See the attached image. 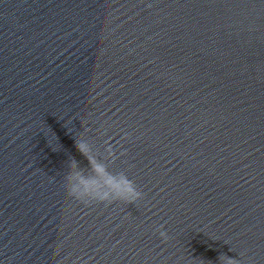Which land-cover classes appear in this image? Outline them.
Returning a JSON list of instances; mask_svg holds the SVG:
<instances>
[{
	"label": "water",
	"instance_id": "95a60500",
	"mask_svg": "<svg viewBox=\"0 0 264 264\" xmlns=\"http://www.w3.org/2000/svg\"><path fill=\"white\" fill-rule=\"evenodd\" d=\"M221 254L264 264V3L0 0V264Z\"/></svg>",
	"mask_w": 264,
	"mask_h": 264
},
{
	"label": "clouds",
	"instance_id": "9594fccd",
	"mask_svg": "<svg viewBox=\"0 0 264 264\" xmlns=\"http://www.w3.org/2000/svg\"><path fill=\"white\" fill-rule=\"evenodd\" d=\"M82 150L83 148L87 147V142H84L82 144ZM97 162L102 163V161L97 158ZM65 182L67 187L69 188L71 194L77 195L80 192V185L82 184V181L80 180V174L77 170V167L74 164L69 165L68 171L65 174ZM84 195H87L84 193ZM134 196L139 198V193H133ZM160 235L163 239H168V234L165 231H161ZM219 264H237V260L235 258L229 257L226 254H221L218 257Z\"/></svg>",
	"mask_w": 264,
	"mask_h": 264
},
{
	"label": "snow or ice",
	"instance_id": "6c2138e0",
	"mask_svg": "<svg viewBox=\"0 0 264 264\" xmlns=\"http://www.w3.org/2000/svg\"><path fill=\"white\" fill-rule=\"evenodd\" d=\"M261 2L264 3V0H261ZM149 6L151 7L152 5H149Z\"/></svg>",
	"mask_w": 264,
	"mask_h": 264
}]
</instances>
